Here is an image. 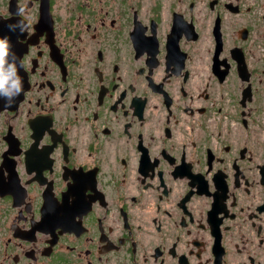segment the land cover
I'll use <instances>...</instances> for the list:
<instances>
[{"label":"flooded vegetation","instance_id":"af4514ba","mask_svg":"<svg viewBox=\"0 0 264 264\" xmlns=\"http://www.w3.org/2000/svg\"><path fill=\"white\" fill-rule=\"evenodd\" d=\"M5 39L0 264H264V0H0Z\"/></svg>","mask_w":264,"mask_h":264},{"label":"clouds","instance_id":"9594fccd","mask_svg":"<svg viewBox=\"0 0 264 264\" xmlns=\"http://www.w3.org/2000/svg\"><path fill=\"white\" fill-rule=\"evenodd\" d=\"M25 14V7L20 6L17 8L16 15L23 16ZM10 30L20 28L21 32L26 29L23 21H19L15 25H9ZM8 55V43L5 40H0V94H3L11 98L18 94L21 90L20 78L16 75V68L14 63H8L6 65V57Z\"/></svg>","mask_w":264,"mask_h":264}]
</instances>
